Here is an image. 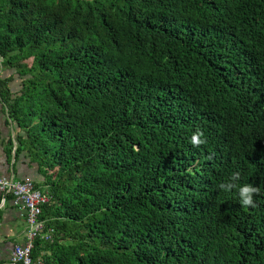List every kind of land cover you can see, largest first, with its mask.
Here are the masks:
<instances>
[{"label": "trees", "instance_id": "trees-1", "mask_svg": "<svg viewBox=\"0 0 264 264\" xmlns=\"http://www.w3.org/2000/svg\"><path fill=\"white\" fill-rule=\"evenodd\" d=\"M0 59L49 197L33 258L264 264V0H0Z\"/></svg>", "mask_w": 264, "mask_h": 264}, {"label": "crops", "instance_id": "crops-1", "mask_svg": "<svg viewBox=\"0 0 264 264\" xmlns=\"http://www.w3.org/2000/svg\"><path fill=\"white\" fill-rule=\"evenodd\" d=\"M2 80L6 82L0 88V177L19 181L32 179L39 190L44 192L45 186L35 166L29 165L24 152L16 155L17 138L24 132L15 117L16 101L23 88L21 78L14 68L0 65ZM25 229L23 210L13 204L12 198H3L0 194V264H6L13 247L23 242Z\"/></svg>", "mask_w": 264, "mask_h": 264}, {"label": "built area", "instance_id": "built-area-1", "mask_svg": "<svg viewBox=\"0 0 264 264\" xmlns=\"http://www.w3.org/2000/svg\"><path fill=\"white\" fill-rule=\"evenodd\" d=\"M0 194L11 197L13 204L24 212L26 229L21 244H16L6 264H45L40 258H33L32 251L36 240L50 241L53 231H46L40 219L42 207L49 202L46 193L36 189L32 180L22 181L0 177Z\"/></svg>", "mask_w": 264, "mask_h": 264}, {"label": "clouds", "instance_id": "clouds-1", "mask_svg": "<svg viewBox=\"0 0 264 264\" xmlns=\"http://www.w3.org/2000/svg\"><path fill=\"white\" fill-rule=\"evenodd\" d=\"M203 136H204L203 131L197 129V131H195L190 138V143L192 144V146L198 148L202 144H205L206 140L202 139ZM239 179H240V173L235 172L231 177V181L233 182L222 183L220 184L219 187L225 191H231L233 188L237 187L236 183L234 182L238 181ZM238 192L240 197V203L242 206L245 207L256 206L254 201V196L259 195L260 190L258 187H255L252 184H245L239 187Z\"/></svg>", "mask_w": 264, "mask_h": 264}, {"label": "rangeland", "instance_id": "rangeland-1", "mask_svg": "<svg viewBox=\"0 0 264 264\" xmlns=\"http://www.w3.org/2000/svg\"><path fill=\"white\" fill-rule=\"evenodd\" d=\"M43 221H44V220H43ZM45 224H46V223H45V221H44V228H45L46 231H53V228H46Z\"/></svg>", "mask_w": 264, "mask_h": 264}]
</instances>
